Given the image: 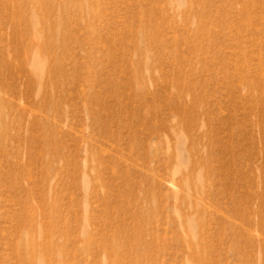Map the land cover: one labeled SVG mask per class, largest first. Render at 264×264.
Masks as SVG:
<instances>
[{"label":"rangeland","instance_id":"rangeland-1","mask_svg":"<svg viewBox=\"0 0 264 264\" xmlns=\"http://www.w3.org/2000/svg\"><path fill=\"white\" fill-rule=\"evenodd\" d=\"M0 264H264V0H0Z\"/></svg>","mask_w":264,"mask_h":264},{"label":"bare ground","instance_id":"bare-ground-1","mask_svg":"<svg viewBox=\"0 0 264 264\" xmlns=\"http://www.w3.org/2000/svg\"><path fill=\"white\" fill-rule=\"evenodd\" d=\"M197 187V186H196Z\"/></svg>","mask_w":264,"mask_h":264}]
</instances>
